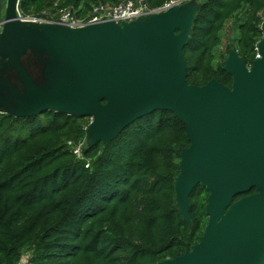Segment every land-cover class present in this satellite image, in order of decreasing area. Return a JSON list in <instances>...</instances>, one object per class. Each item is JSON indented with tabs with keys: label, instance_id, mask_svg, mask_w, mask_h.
Returning <instances> with one entry per match:
<instances>
[{
	"label": "water",
	"instance_id": "1",
	"mask_svg": "<svg viewBox=\"0 0 264 264\" xmlns=\"http://www.w3.org/2000/svg\"><path fill=\"white\" fill-rule=\"evenodd\" d=\"M18 1L0 0V114L88 116L91 146L154 110L173 112L189 141L174 179L178 212L191 225L189 195L200 185L208 219L192 249L162 264H264V20L250 65L228 51L231 86H198L187 81L183 48L199 0L74 28L27 21Z\"/></svg>",
	"mask_w": 264,
	"mask_h": 264
},
{
	"label": "trees",
	"instance_id": "2",
	"mask_svg": "<svg viewBox=\"0 0 264 264\" xmlns=\"http://www.w3.org/2000/svg\"><path fill=\"white\" fill-rule=\"evenodd\" d=\"M121 1L19 0L18 11L58 21L60 10H69L85 19L94 6ZM168 1L146 3L158 8ZM200 2L183 48L187 81L202 86L215 78L231 86L224 59L216 62L222 31L242 14L239 34L231 38L250 65L263 36L264 0ZM90 121L52 111L0 114V264H18L26 252L31 264H162L199 242L208 192L200 185L191 191V225L175 201L179 153L189 145L182 121L169 110H154L112 140L87 146ZM68 142L81 145V158Z\"/></svg>",
	"mask_w": 264,
	"mask_h": 264
},
{
	"label": "built area",
	"instance_id": "3",
	"mask_svg": "<svg viewBox=\"0 0 264 264\" xmlns=\"http://www.w3.org/2000/svg\"><path fill=\"white\" fill-rule=\"evenodd\" d=\"M189 0H170L164 3L161 7L158 8H149L146 0H122L121 2L112 5V6H104L98 5L94 6L89 16L85 19H80L76 17L69 10H60V22L67 24L68 26L80 27L87 23L100 22L104 20H112L117 23H121L123 21H130L135 18L150 14L161 12L166 10L170 6L182 4ZM23 17V16H22ZM27 21L34 22H45L49 20H45L43 18L37 17H23ZM71 146L72 151L77 157H82L81 145H74L71 142H68ZM18 264H31L30 262V253L26 252L21 255Z\"/></svg>",
	"mask_w": 264,
	"mask_h": 264
},
{
	"label": "rangeland",
	"instance_id": "4",
	"mask_svg": "<svg viewBox=\"0 0 264 264\" xmlns=\"http://www.w3.org/2000/svg\"><path fill=\"white\" fill-rule=\"evenodd\" d=\"M199 1H202V0H199ZM241 16L242 14L240 13L237 17H235L232 20H229L225 24L224 29L221 34L222 36L221 44L217 47L216 52H215L217 63L225 59L228 54L229 49L234 47V44H233L234 39H232L231 37L239 34L237 26H236V22L238 21L237 19L241 18ZM29 131H30V128L27 127L23 131H21L19 135L23 137L27 135ZM179 157H180V153H179Z\"/></svg>",
	"mask_w": 264,
	"mask_h": 264
},
{
	"label": "flooded vegetation",
	"instance_id": "5",
	"mask_svg": "<svg viewBox=\"0 0 264 264\" xmlns=\"http://www.w3.org/2000/svg\"><path fill=\"white\" fill-rule=\"evenodd\" d=\"M257 191V190H256ZM254 193H256V192H254ZM254 193H252V194H254ZM248 195H250V194H248Z\"/></svg>",
	"mask_w": 264,
	"mask_h": 264
}]
</instances>
